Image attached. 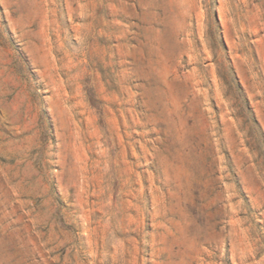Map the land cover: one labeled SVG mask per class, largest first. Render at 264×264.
<instances>
[{
    "label": "rangeland",
    "instance_id": "374dc122",
    "mask_svg": "<svg viewBox=\"0 0 264 264\" xmlns=\"http://www.w3.org/2000/svg\"><path fill=\"white\" fill-rule=\"evenodd\" d=\"M261 152L264 0H0V264H264Z\"/></svg>",
    "mask_w": 264,
    "mask_h": 264
},
{
    "label": "trees",
    "instance_id": "16d2710c",
    "mask_svg": "<svg viewBox=\"0 0 264 264\" xmlns=\"http://www.w3.org/2000/svg\"><path fill=\"white\" fill-rule=\"evenodd\" d=\"M247 120L250 121L251 124L253 123L252 126L255 125L253 117H251V118H249ZM252 126L250 127L251 138H252L253 143L256 146V148H258L260 150L261 149L260 141H259V139L256 138ZM261 154H262V157H263V160H264V152H261Z\"/></svg>",
    "mask_w": 264,
    "mask_h": 264
}]
</instances>
